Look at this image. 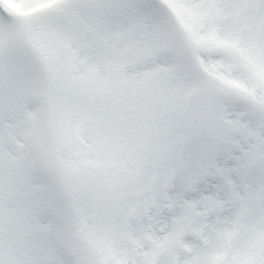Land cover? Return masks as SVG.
Wrapping results in <instances>:
<instances>
[{
  "label": "snow or ice",
  "instance_id": "obj_1",
  "mask_svg": "<svg viewBox=\"0 0 264 264\" xmlns=\"http://www.w3.org/2000/svg\"><path fill=\"white\" fill-rule=\"evenodd\" d=\"M0 264H264V0H0Z\"/></svg>",
  "mask_w": 264,
  "mask_h": 264
}]
</instances>
